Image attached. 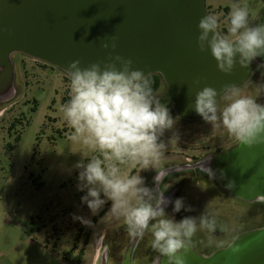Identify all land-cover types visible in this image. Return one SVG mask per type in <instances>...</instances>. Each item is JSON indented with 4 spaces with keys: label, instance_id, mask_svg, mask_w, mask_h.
Segmentation results:
<instances>
[{
    "label": "rangeland",
    "instance_id": "rangeland-1",
    "mask_svg": "<svg viewBox=\"0 0 264 264\" xmlns=\"http://www.w3.org/2000/svg\"><path fill=\"white\" fill-rule=\"evenodd\" d=\"M237 3L247 6L249 25L264 12V0H205L207 14L219 17L217 31L221 34H227L228 13ZM13 61L16 95L0 104V264H94L96 249L100 251L97 264L104 255L107 264L121 263L132 238L123 217L112 214L111 201L93 215L81 203L85 193L77 189V163H87L93 156L103 159V155L71 139L74 129L61 111L71 96L68 75L26 55L14 54ZM262 71L237 89L260 104H264V90L258 88V84H264ZM227 103L224 99L221 109ZM187 129L188 139L196 138L206 149L225 150L239 143L225 129L212 128L204 120L189 123ZM176 135L166 130L160 138L166 145L161 158L168 150H179ZM117 166L122 173L140 175L146 186L152 185L150 168L143 169L132 161L117 162ZM204 190L193 186L178 196L192 211L174 213V205L169 211L165 209L176 222L186 216L199 217L203 212L215 218V232L198 226L188 243L200 254H212L229 246L237 236L264 227V200L213 197ZM74 216L90 220L91 226ZM100 237L102 244L98 245ZM152 240L151 231L146 230L134 264L152 263L158 254Z\"/></svg>",
    "mask_w": 264,
    "mask_h": 264
},
{
    "label": "clouds",
    "instance_id": "clouds-1",
    "mask_svg": "<svg viewBox=\"0 0 264 264\" xmlns=\"http://www.w3.org/2000/svg\"><path fill=\"white\" fill-rule=\"evenodd\" d=\"M248 18L247 6L237 3L228 13L226 35L217 31L219 17L215 14H206L198 22L199 50L210 51L218 70L225 74H230L237 63L247 68L257 57H264V22L249 25ZM110 39L111 44L104 42L102 47L115 50L116 37ZM132 65L131 58L110 55L107 63L97 62L82 68L80 61L75 60L66 69L71 96L61 111L74 129L71 139L98 149L103 155V159L93 156L87 163L83 160L77 163V189L85 193L81 203L93 215L111 201L110 211L118 218L123 217L130 235L142 237L150 230L152 248L160 254L154 264H159L160 257H165L167 264H186L182 252L188 251L197 227L215 232V218L203 212L199 217L186 216L176 222L174 217L166 215L170 201L164 192L157 194V188L147 187L140 175L128 176L117 166V162L132 161L143 169L155 168L166 147L160 138L175 123L168 107L153 95L149 73ZM258 88L264 90V84H258ZM218 96L228 101L222 109ZM188 107L212 128L225 129L243 144L264 143V104L242 95L234 84H227L219 91L205 86L196 92L194 103ZM204 169L214 176L210 168ZM160 179L158 173L154 183L158 184ZM226 187L233 188L234 182L229 181ZM171 203L174 213L193 210L185 207L183 198ZM74 219L91 226V221L84 217L74 216Z\"/></svg>",
    "mask_w": 264,
    "mask_h": 264
},
{
    "label": "water",
    "instance_id": "water-1",
    "mask_svg": "<svg viewBox=\"0 0 264 264\" xmlns=\"http://www.w3.org/2000/svg\"><path fill=\"white\" fill-rule=\"evenodd\" d=\"M206 14L205 0H0V104L16 95L14 54L66 74L72 61L79 60L83 68L120 55L131 58L134 69L162 76L167 89L160 102L170 113L203 120L188 107L196 92L205 86L217 91L227 84L242 87L256 61L264 64V57H257L247 68L237 63L230 74L219 71L210 51L201 52L197 45V25ZM262 22L264 12L251 25ZM110 36L116 37L115 50L102 47L111 44ZM222 98L217 97L219 103ZM206 161L213 177L237 199L264 200V143L239 142ZM229 181L234 182L231 189ZM182 254L186 264H264V227L237 236L209 256L190 244ZM101 264H107L105 255ZM122 264H132L131 252ZM159 264H167L166 258L160 257Z\"/></svg>",
    "mask_w": 264,
    "mask_h": 264
},
{
    "label": "flooded vegetation",
    "instance_id": "flooded-vegetation-1",
    "mask_svg": "<svg viewBox=\"0 0 264 264\" xmlns=\"http://www.w3.org/2000/svg\"><path fill=\"white\" fill-rule=\"evenodd\" d=\"M261 69H263L262 78H264V64H260L256 61L254 70L248 81H250L258 72H260ZM166 89L167 85L163 80L162 86L160 87L159 91L154 94V96L161 101V96L166 91ZM223 100V98L220 100L219 108H221V103ZM170 114L175 123L169 132H174L177 134L176 144L179 150H168L164 157L160 159L159 163L155 165V168H150L148 176L149 182H151L152 185H148L147 187L157 188V194L164 192V196L170 201V203L165 208L168 211L171 210L174 205L171 202H174L178 196L183 194V192L191 190L193 186H197L199 188L204 187V191L212 194L213 197L224 196L236 198L229 191L224 189L214 177L209 176L204 169L207 168V157L228 151L234 146L225 150H222L219 147H216L214 150L206 149L208 147H206L204 144L202 145V143L197 141L196 138L188 139V135L190 134L187 129L189 123L203 122V120H188L172 113ZM198 131L199 129H197V132ZM183 153L190 154L191 157H185ZM158 173L160 174L161 179L160 182L156 184L154 183V178ZM140 238L141 237L138 236H132L131 240H129L123 253V261L127 251H129L132 253V264H134L135 257L139 252ZM141 253L142 257L143 252ZM209 255L211 254H206L204 256ZM123 261L119 264H122Z\"/></svg>",
    "mask_w": 264,
    "mask_h": 264
},
{
    "label": "trees",
    "instance_id": "trees-1",
    "mask_svg": "<svg viewBox=\"0 0 264 264\" xmlns=\"http://www.w3.org/2000/svg\"><path fill=\"white\" fill-rule=\"evenodd\" d=\"M150 79L152 81L153 95L156 94L160 87L162 86L163 78L161 75H151Z\"/></svg>",
    "mask_w": 264,
    "mask_h": 264
},
{
    "label": "crops",
    "instance_id": "crops-1",
    "mask_svg": "<svg viewBox=\"0 0 264 264\" xmlns=\"http://www.w3.org/2000/svg\"><path fill=\"white\" fill-rule=\"evenodd\" d=\"M102 244V237H100V239H99V241H98V245L99 244ZM98 247V246H97ZM99 253H100V251H99V249H96V253H95V256H94V264H97V262H98V259H99Z\"/></svg>",
    "mask_w": 264,
    "mask_h": 264
}]
</instances>
